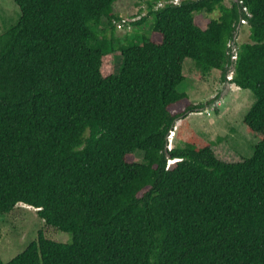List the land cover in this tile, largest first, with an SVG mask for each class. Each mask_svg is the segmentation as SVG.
Returning <instances> with one entry per match:
<instances>
[{
	"label": "trees",
	"instance_id": "obj_1",
	"mask_svg": "<svg viewBox=\"0 0 264 264\" xmlns=\"http://www.w3.org/2000/svg\"><path fill=\"white\" fill-rule=\"evenodd\" d=\"M116 1L13 0L18 20L0 33V213L31 206L71 242L38 231L0 264H264V0H142L133 24L150 17L149 33L123 42ZM185 61L223 80L231 65V83L252 92L250 157L167 149L174 122L217 99L180 89Z\"/></svg>",
	"mask_w": 264,
	"mask_h": 264
},
{
	"label": "rangeland",
	"instance_id": "obj_2",
	"mask_svg": "<svg viewBox=\"0 0 264 264\" xmlns=\"http://www.w3.org/2000/svg\"><path fill=\"white\" fill-rule=\"evenodd\" d=\"M144 3L145 1L142 0H118L113 4V9L116 14H124L128 11L126 17L134 18L136 22L147 15V5ZM224 3L229 5V0H224ZM208 16L216 18L218 12L214 11ZM18 17L19 10L13 0H0V33L15 24ZM150 22L149 17L142 24L134 25L130 32L114 30V38L123 42L127 35L134 33L139 36L148 35ZM248 34L249 26L242 25L236 37L235 55L239 45L248 41ZM112 61L113 70L117 72L121 65L118 51L113 54ZM232 71L226 72L225 80H223L220 71L212 69L207 73H202L193 63L184 62L185 79L180 89L186 92L194 103L205 104L213 99L217 98V100L214 101L215 104H206L200 108L199 112L190 113L185 118L174 122L173 130L167 137L168 149L183 147L186 143L195 147L207 144L215 157L226 163L238 162L242 158L251 156L257 140L247 130L242 118L253 103L254 96L251 91L241 90L229 82L232 79ZM225 82L230 83V86H228L227 93L219 99L220 93L225 89ZM137 154L140 155L139 152ZM38 231L60 243L71 242L69 233L45 225L32 207L17 204L11 212L0 213V257L2 261L8 262L22 252L32 240L37 238Z\"/></svg>",
	"mask_w": 264,
	"mask_h": 264
},
{
	"label": "clouds",
	"instance_id": "obj_3",
	"mask_svg": "<svg viewBox=\"0 0 264 264\" xmlns=\"http://www.w3.org/2000/svg\"><path fill=\"white\" fill-rule=\"evenodd\" d=\"M172 1H173V0H163V1H159V2L156 3L155 8L160 7V6L164 5V4H168V3L178 4L181 0H178L177 3H173ZM230 1H231V0H230ZM160 2H162L163 4H162V5H158V3H160ZM115 14H116V13H115ZM117 16H118L117 19H112V24L115 26V30H118V31H124V32H130V31L134 28V24H133V23L135 22L136 19H134V18L129 19V18L126 17V15H119V14H117ZM123 18L129 21L128 24H129L130 28L127 29V26H125L123 29L119 30V29L116 28V25H115V23H114L113 21H119V20H121V19H123ZM137 19H139V18H137ZM237 36H238V35H237ZM235 47H236V45L233 46V48H232L231 50L233 51V49H234ZM234 59H235V49H234V53L232 52V54H231V61H234ZM228 68H229V67H228ZM225 75H226V74H225ZM229 82H231V80H230ZM231 84H232V83H231ZM167 149H168V148H167ZM173 163H174V160H168V161H167V166H169L170 164H173ZM20 204H22V203H20ZM22 205L27 206V207H31V206H28V205H25V204H22ZM32 208H33V207H32ZM35 210H36V209H35Z\"/></svg>",
	"mask_w": 264,
	"mask_h": 264
},
{
	"label": "built area",
	"instance_id": "obj_4",
	"mask_svg": "<svg viewBox=\"0 0 264 264\" xmlns=\"http://www.w3.org/2000/svg\"><path fill=\"white\" fill-rule=\"evenodd\" d=\"M173 3H177L178 2V0H173L172 1ZM163 3L162 2H160V3H158V5H162ZM114 23H115V25H116V28L117 29H119V30H121V29H123L125 26H127V29H129L130 28V26H129V21L128 20H126V19H121V20H119V21H113Z\"/></svg>",
	"mask_w": 264,
	"mask_h": 264
},
{
	"label": "water",
	"instance_id": "obj_5",
	"mask_svg": "<svg viewBox=\"0 0 264 264\" xmlns=\"http://www.w3.org/2000/svg\"><path fill=\"white\" fill-rule=\"evenodd\" d=\"M232 2H238V3H240L241 1L240 0H231ZM239 7L240 8H243V4L242 3H240V5H239ZM230 71H232V66L230 65V67L227 69V72L229 73ZM225 89L224 90H222V92L220 93V97H219V99L224 95V94H226L227 93V89H228V86H230V83H228V82H225ZM217 100V99H216ZM215 100V101H216ZM213 104H215V102H213L212 104H210V105H213Z\"/></svg>",
	"mask_w": 264,
	"mask_h": 264
},
{
	"label": "crops",
	"instance_id": "obj_6",
	"mask_svg": "<svg viewBox=\"0 0 264 264\" xmlns=\"http://www.w3.org/2000/svg\"><path fill=\"white\" fill-rule=\"evenodd\" d=\"M117 14H119V15H127L128 11L126 13H124V14H122V13H117Z\"/></svg>",
	"mask_w": 264,
	"mask_h": 264
}]
</instances>
